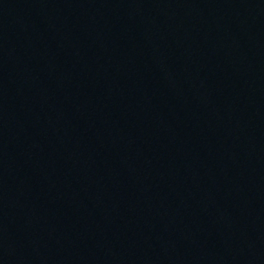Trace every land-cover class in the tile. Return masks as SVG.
I'll return each mask as SVG.
<instances>
[{"label":"water","instance_id":"95a60500","mask_svg":"<svg viewBox=\"0 0 264 264\" xmlns=\"http://www.w3.org/2000/svg\"><path fill=\"white\" fill-rule=\"evenodd\" d=\"M264 55V0H0V264H94Z\"/></svg>","mask_w":264,"mask_h":264}]
</instances>
